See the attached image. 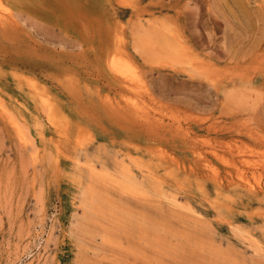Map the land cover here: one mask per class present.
<instances>
[{
    "label": "rangeland",
    "instance_id": "rangeland-1",
    "mask_svg": "<svg viewBox=\"0 0 264 264\" xmlns=\"http://www.w3.org/2000/svg\"><path fill=\"white\" fill-rule=\"evenodd\" d=\"M0 264H264V0H1Z\"/></svg>",
    "mask_w": 264,
    "mask_h": 264
},
{
    "label": "bare ground",
    "instance_id": "bare-ground-1",
    "mask_svg": "<svg viewBox=\"0 0 264 264\" xmlns=\"http://www.w3.org/2000/svg\"><path fill=\"white\" fill-rule=\"evenodd\" d=\"M1 1V0H0ZM7 11V10H6ZM135 49L137 52H141V54H143V47L140 44L138 38H136L135 41ZM145 54V53H144ZM115 71L120 74L122 77H124L125 79H128L129 82L130 81H134L137 79L136 77V71L135 68L133 67V65L131 63H129L128 61L124 60V59H119L116 60L114 63ZM119 75V76H120ZM135 82V81H134ZM137 82V81H136ZM128 84V83H127ZM138 84V82H137ZM227 100L229 102H231L233 105H236L237 107H241L243 105H245L247 103V97L244 94H238V95H233V93H230L226 96ZM136 106L137 101L133 102ZM140 103V102H139ZM142 104V103H141ZM139 105V104H138ZM143 106V105H142ZM245 109V108H244ZM148 110V109H147ZM171 119V118H170ZM209 167V166H208ZM215 178V177H214Z\"/></svg>",
    "mask_w": 264,
    "mask_h": 264
}]
</instances>
